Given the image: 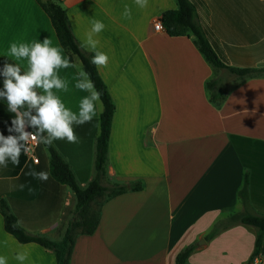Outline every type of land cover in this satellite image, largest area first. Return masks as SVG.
Instances as JSON below:
<instances>
[{"label": "crops", "instance_id": "obj_1", "mask_svg": "<svg viewBox=\"0 0 264 264\" xmlns=\"http://www.w3.org/2000/svg\"><path fill=\"white\" fill-rule=\"evenodd\" d=\"M53 1L115 104L104 183H142L101 206L95 232L76 237L69 264H175L192 244L186 264H247L253 227L205 237L234 213L264 214V75L218 70L191 36L156 31L175 0ZM189 1L227 66L264 67V0ZM0 65L2 85L37 123L62 124L46 136L84 187L94 176L102 105L36 0H0ZM211 80L225 95L219 106L209 100ZM27 130L23 116L0 102V200L29 234L59 241L75 199L52 178L41 141L38 162L26 157ZM245 175L254 187L241 197ZM258 259L264 264V241ZM0 264L56 261L52 251L6 233L0 214Z\"/></svg>", "mask_w": 264, "mask_h": 264}, {"label": "trees", "instance_id": "obj_2", "mask_svg": "<svg viewBox=\"0 0 264 264\" xmlns=\"http://www.w3.org/2000/svg\"><path fill=\"white\" fill-rule=\"evenodd\" d=\"M36 1L49 17L60 46L69 54V57L76 56L80 60L82 70L89 79L102 105V111L99 115V133L94 145V176L84 187L79 185L56 145L46 136V132L50 131L51 127L59 126L63 128L62 124L49 121L37 123L26 105L16 100L2 85V67L0 65V102L14 107L23 116L29 130L36 135L47 150L52 178L57 183L67 186L75 199L74 209L67 217L66 226L59 241H53L45 235L29 234L18 224L17 218L10 211L8 203L2 199L0 200V214L3 217L5 232L11 235L18 243H35L44 249L52 251L55 255L56 264H69L76 237L78 235H92L95 232L98 226L101 206L113 197L126 192L141 190L142 183L140 181L128 184L104 183L115 104L107 86L103 83L96 70L92 56L81 52L78 42L70 29L66 12L53 0ZM175 2L176 9L166 11L160 17L162 27L169 37L191 36L194 45L204 60L218 70H225L239 78L264 75V67L238 69L227 66L206 38L204 30L198 22L196 6L189 0H175ZM206 89L209 91L210 102L219 106L225 95L217 94L219 89L218 82L216 80L208 81ZM68 132L70 133H68V138H72V129H68ZM56 144L58 145V143ZM242 162L246 165L244 161ZM252 186L254 187V176L248 178V175H245L239 196L242 197L245 189L247 187L252 188ZM98 200H102L99 211L97 214H93L90 208ZM236 225L251 226L255 230L254 247L247 262V264H252L262 250L264 214L239 212L229 215L223 221L215 224L205 237V240H211L221 231ZM195 249L196 245L192 244L180 251L176 255L175 264H186Z\"/></svg>", "mask_w": 264, "mask_h": 264}, {"label": "built area", "instance_id": "obj_3", "mask_svg": "<svg viewBox=\"0 0 264 264\" xmlns=\"http://www.w3.org/2000/svg\"><path fill=\"white\" fill-rule=\"evenodd\" d=\"M154 29L156 31H161L163 27L160 22H156L154 24ZM23 143L24 153L26 157L31 160L32 163H37L38 159L36 157V150L40 144V140L34 133H32L30 130H27ZM253 264H259L258 257L253 260Z\"/></svg>", "mask_w": 264, "mask_h": 264}, {"label": "rangeland", "instance_id": "obj_4", "mask_svg": "<svg viewBox=\"0 0 264 264\" xmlns=\"http://www.w3.org/2000/svg\"><path fill=\"white\" fill-rule=\"evenodd\" d=\"M101 202H102V200H98V201L94 202V204L91 206L90 211H91L93 214H97V213H98ZM200 242H201V241L198 240V241H197V244L200 243ZM181 251H182V250H181Z\"/></svg>", "mask_w": 264, "mask_h": 264}, {"label": "water", "instance_id": "obj_5", "mask_svg": "<svg viewBox=\"0 0 264 264\" xmlns=\"http://www.w3.org/2000/svg\"><path fill=\"white\" fill-rule=\"evenodd\" d=\"M200 244H203V241H201Z\"/></svg>", "mask_w": 264, "mask_h": 264}]
</instances>
